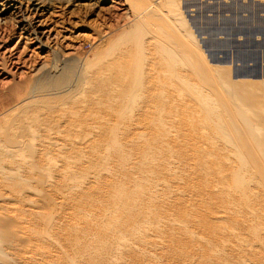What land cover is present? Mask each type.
<instances>
[{
    "label": "rangeland",
    "instance_id": "1",
    "mask_svg": "<svg viewBox=\"0 0 264 264\" xmlns=\"http://www.w3.org/2000/svg\"><path fill=\"white\" fill-rule=\"evenodd\" d=\"M12 1L58 36L24 66L25 79L0 77V143L37 148L3 161L20 166L25 183L5 185L0 171L11 243L24 249L23 262L10 264H264V168L232 172L243 112L264 125V0H130L127 12L112 0ZM149 28L146 84L133 107V94L103 67L119 63L113 74L123 75L127 63L114 57L136 55L134 32ZM174 47L186 56L178 63H197L206 80L170 84L165 69H152ZM215 70L234 84L227 100L225 80L210 81ZM189 83L203 99L180 90ZM219 126L237 135L222 139ZM114 132L121 148L108 151ZM245 139L255 152L256 138Z\"/></svg>",
    "mask_w": 264,
    "mask_h": 264
},
{
    "label": "bare ground",
    "instance_id": "2",
    "mask_svg": "<svg viewBox=\"0 0 264 264\" xmlns=\"http://www.w3.org/2000/svg\"><path fill=\"white\" fill-rule=\"evenodd\" d=\"M112 1L114 3V7H112V8L116 12H127L128 9L129 10L131 9V7L129 5L130 0H112ZM156 1L154 2V4H157ZM33 6H34V3H33ZM35 6H37V5L35 4ZM152 6L153 5L147 6V7L145 6V8L142 9V11H141L140 16H142L144 14L145 15L151 14L152 12H150V13H148V12L152 9ZM122 7H123V10H122ZM172 12H174V11H172ZM7 14L12 15V17L9 18L10 20H7L5 18V16ZM33 18L34 17L30 12H26V10H23L21 7H18L16 5L15 1L3 0L2 2H0V77L7 76L6 78L12 77L15 80L16 79H18V80L25 79L27 74L24 70L25 69L24 66L27 64H30V65L32 64L31 67L33 68V64H35V62H36V55L39 54V53H37V51H42L45 48L50 47V44L53 43L54 41H56L58 35L56 34L55 36H53L50 32L44 31L40 24L34 23ZM18 30L21 31L19 34L17 33ZM158 30H160V28ZM149 33H151L150 28L149 29H140V30L134 32V34L136 36L135 41L138 45L136 55L133 56L128 52H122L119 55L117 54L118 56L114 57V58L117 57L116 60H120L121 62L124 61L125 63H127V65H126L127 69L123 75L113 74V72H114L113 70L117 67V65H121L119 63H108V64L104 65V67H103L104 71L112 74L113 79H115V81H117L118 84L124 83L123 86H126L130 90L129 93H132L133 97H131L129 100V106H133V107L137 104L138 93L143 92L142 88L145 87L143 85L146 84L145 78H144V77H147L146 76L147 75L146 74L147 73L146 67L144 65V62H142L140 60L141 59L140 57L142 56L143 52L145 51V47L147 46L146 37ZM176 33H177V31H176ZM123 35L124 34H122V36ZM32 45H37V46H36L35 50L32 51V54L29 56V58H25L24 55H25L26 50H28L30 48L29 46H32ZM175 49H177V50H174L172 48L162 49L163 61L160 65H152V69L155 70V72L157 70H159V69H157L158 67H162L163 69H165V72H167L171 78L170 84H172L173 81L179 82L182 79H189V78H193V77L199 78V79L202 78L203 81L206 80L205 78H203V74L201 76V73L199 71L201 68L198 67L199 65H197V63H196L193 65L187 66L186 64H184L182 62L183 60H185L184 57H186V56H184V57L181 56L180 54H183V52H181L180 49L178 50V48H175ZM77 51H78V48L73 47L70 51V56H74ZM122 51H125V50H122ZM144 57H145V55H144ZM180 60H182V61L180 63H178ZM189 61H191V60H189ZM67 62H68V60H66V59L62 61L64 66H67ZM186 63H188V62H186ZM200 64H202V63H200ZM55 66H56V64H55ZM177 67H180V68L177 69ZM55 68L56 67H54V69H52L51 71L47 72L46 76L51 77L53 75V73H57V69H55ZM179 70H182V71L178 72ZM181 72H183V74ZM214 73H215L214 77L212 79L210 78V81L214 80V82H216V79L221 80V79H224L227 77L225 75V73L221 70H215ZM204 74H206V73H204ZM208 77H210V76L208 75ZM6 78H4V79H6ZM206 78H207V76H206ZM226 79H224L225 83H223V85L220 83V81H219V83L222 85L221 91H223L225 93L226 100H227V97L228 96L230 97V95H228V93L226 91H230V90L233 91L232 86L234 84L231 81L227 82ZM208 80H209V78H208ZM210 81H209V83H207L208 85L212 84V83L210 84ZM214 84H216V83H214ZM5 86H6V83L0 80V91L2 89H4ZM167 86L172 87V85H169V84H167ZM181 87H182V89L179 88L181 91L187 92L188 94L193 95V97L196 98L197 100L202 98L200 95H195L192 92V90L194 88L192 87V85L190 83L186 84V85H182ZM176 88L178 89V87H176ZM145 89H147V87ZM213 89H214V91H217L215 89V87H213ZM263 91H264V88L260 91V94L263 95V93H264ZM12 92H16V89L14 88ZM152 92H153V90H151V88H150L146 91V94L147 93L152 94ZM134 93L136 94L135 96H134ZM233 95H237L235 91H234ZM220 97H218V99ZM235 98L239 101L238 96ZM222 104H223V102H222ZM226 104H227V102H226ZM226 104H223L222 106H224V105L226 106ZM241 104L243 107L249 108L247 102H242ZM205 105L206 104H204V106ZM219 105H221V104H219ZM226 107H228V106H226ZM236 107H237V105H236ZM229 108L230 107H228V109ZM233 108H235V107H233ZM228 109H226V110H228ZM261 109L264 110L263 108H261ZM236 110L237 109H235V112H236ZM254 110H256V109H254ZM251 111H253V110H251ZM244 112H243V115H244ZM209 115L211 116V114H209ZM238 115H239V113H238ZM243 115H241V117H242L241 122L242 123H240V125L239 124L238 125L241 126L245 135H246L245 130L246 129L248 130V128L252 126L250 129V132L247 131L249 134H247L246 136H249V137L252 136V137L256 138V143L254 144L256 147L255 152L248 150L249 145L247 146L245 143V142H247L246 141L247 139H245L246 136H243L244 134L240 133V132H242L240 130V127H239L240 131L236 130V132L239 131L238 134L240 135V137H237L239 135H237L235 132H234L235 135H233L232 134L233 131H232V133H231V131L228 132L227 130L225 132L224 131L221 132L220 129L222 127L221 128H220V126L218 127V129L220 128L219 131L221 132V135H222V133H226V134L228 133V137L230 140H231L232 136L230 137L229 133L231 135H233V138L237 135L236 136L237 138L235 137V139H234L236 142L235 141L233 143L231 142L232 146L235 147V149H237L236 155L238 156L237 158L239 161V166L234 167V169L232 171L233 175L236 177H241L242 169L247 168V167H249V168L253 167V169L257 168L258 170L260 167L262 169L264 168V161H262V159H261V161H260V159L259 160L257 159L259 157H264V125L261 123V121H259V119L255 122H250L251 119L248 117V115L247 114L244 116ZM235 118H236V116H235ZM234 120H236V119H234ZM228 123L226 122V124H228ZM217 124L219 125V123H217ZM215 126L217 127V125H215ZM221 126H222V124H221ZM230 126H232V125L230 124ZM216 127H215V129H216ZM226 128H230V127L228 126ZM218 129H217V131H218ZM230 129H228V130H230ZM233 129H234V127H233ZM235 129H237V126L235 127ZM219 131L217 133H219ZM31 132H32V134H35V133H33L34 132L33 130ZM226 134H224V137ZM241 134H243L242 137H241ZM7 136H9V134ZM222 139H224L223 135H222ZM229 139H226V141L227 140L229 141ZM120 141H121L120 137L116 134V132H114L111 135V137L108 140H106L105 146H106L108 151H111V150L115 151V150L121 148V147H119V145L121 144ZM231 143H229V144H231ZM258 147H261V148H258ZM249 149H250V147H249ZM253 149H254V147H253ZM36 150H37V148L34 147V145L31 146V144H30V146L18 145L17 143H16V145H11L9 143H6L5 145L4 144L0 145V171L2 172V174H1L2 179L1 180L3 181V183H5V185L6 184L10 185L11 183L12 184H23L26 181H28V178L26 175L23 174V170H21L20 166L17 165V167L12 168L13 167L12 165L14 164L13 163L11 165L12 167L8 168L7 167L8 165L5 166V164H3V161L5 159L6 160L10 159L11 161L9 164H11L12 161H18V160H20V158L25 156L26 151L35 152ZM257 169H255V170L258 171ZM262 169H261V171L258 172L259 175L262 174V173H260V172H262ZM261 179H262V177H261ZM243 182H242V184H244ZM242 184L240 182V185H242ZM7 197H8V193H7ZM2 198H4V197H2ZM8 201H9V199H7V198L0 200V264H10V262L12 260L15 261L14 263H16V262L22 263L23 260H22V257L20 255L21 254L20 251H23L24 249L21 250L22 247L20 248V246H19L20 243H18V244H12L11 243L12 237L14 235L12 232L14 230L13 227H16V226L13 225V223H11V220L7 217L8 207H9ZM15 231H17V230H15ZM18 232H19V229H18ZM23 235H24V233H23ZM21 239H23V238H21ZM20 245L22 246V244H20Z\"/></svg>",
    "mask_w": 264,
    "mask_h": 264
}]
</instances>
